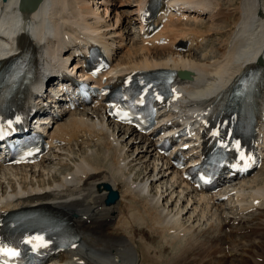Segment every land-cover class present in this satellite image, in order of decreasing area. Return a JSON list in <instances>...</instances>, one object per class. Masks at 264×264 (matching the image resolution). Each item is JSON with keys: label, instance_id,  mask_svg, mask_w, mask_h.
<instances>
[{"label": "bare ground", "instance_id": "obj_1", "mask_svg": "<svg viewBox=\"0 0 264 264\" xmlns=\"http://www.w3.org/2000/svg\"><path fill=\"white\" fill-rule=\"evenodd\" d=\"M17 1L0 0V55L20 51L26 43L39 84L56 69L71 71V49L94 38L121 71L176 70L182 93L176 115L186 114L196 101L224 96L255 58L264 76V0H178L184 15L168 16L159 36L189 40L182 53H173L171 43L154 49L141 45L126 18L136 5L129 0H37L32 11H19ZM123 9L124 14L117 11ZM210 34L219 36L218 42L204 49ZM29 86L24 84L19 98L30 97ZM261 87L255 95L259 104L264 79ZM5 93L2 86L0 104ZM46 131L63 141L47 162L0 166V210L49 200L72 211L80 245L69 255H77L82 264H140L141 257L146 264H264V176L258 178L264 162L231 188L226 201L234 198L236 209L230 205L228 211H217L211 199L196 197L162 167L148 140L103 121L96 109L69 112ZM105 183L119 192L107 206L102 202ZM250 214V230L242 240L221 233L236 216ZM69 255L63 254L57 264H67Z\"/></svg>", "mask_w": 264, "mask_h": 264}, {"label": "rangeland", "instance_id": "obj_2", "mask_svg": "<svg viewBox=\"0 0 264 264\" xmlns=\"http://www.w3.org/2000/svg\"><path fill=\"white\" fill-rule=\"evenodd\" d=\"M221 3H224V4H227V1H229V0H219ZM239 2V0H233L232 2H230V3H233V4H235V3H238ZM113 13H111V15H112ZM226 30H224L223 32H222V34H220V35H223L224 34V32H225ZM216 37H219V36H216V35H208V37H207V42L206 43H208L209 42V44H204L203 45V48L204 49H206L207 48V45H208V47L209 46H212V45H215V44H217V40L215 39ZM213 43V44H212ZM202 47L200 48V50L198 51V53H200V52H202L204 49H203ZM196 54V53H195ZM262 174H260L261 175V177L262 176H264V167H263V170H262V172H261ZM163 202H165V201H163ZM263 212H264V210H262ZM261 211V215H263L264 216V213ZM227 214H229V213H227ZM251 217L252 216H250V215H248L247 217H246V219L244 220V221H242V225L241 226H248V225H250V221L249 220H251ZM227 234H229L228 232H226ZM233 237V239H235L236 240V238H238L239 236H241V240L243 239V237H242V235H238V234H235V235H232ZM227 240H229V239H227ZM226 242V241H225ZM219 243V245L220 244H222V242L220 243V242H218ZM228 244V242H226L225 243V245H227ZM228 246V245H227ZM152 253V252H151ZM151 253L149 254V256H151ZM239 257V256H238ZM141 260H142V257H141ZM140 260V264L141 263H143V264H146V262H143V261H141Z\"/></svg>", "mask_w": 264, "mask_h": 264}, {"label": "water", "instance_id": "obj_3", "mask_svg": "<svg viewBox=\"0 0 264 264\" xmlns=\"http://www.w3.org/2000/svg\"><path fill=\"white\" fill-rule=\"evenodd\" d=\"M22 2H23V0H21V3ZM105 188L109 189L107 185L105 186ZM115 197H116V193L109 190L105 201L111 202Z\"/></svg>", "mask_w": 264, "mask_h": 264}, {"label": "snow or ice", "instance_id": "obj_4", "mask_svg": "<svg viewBox=\"0 0 264 264\" xmlns=\"http://www.w3.org/2000/svg\"><path fill=\"white\" fill-rule=\"evenodd\" d=\"M37 239H42V238H37ZM12 255H14L15 253H11Z\"/></svg>", "mask_w": 264, "mask_h": 264}]
</instances>
